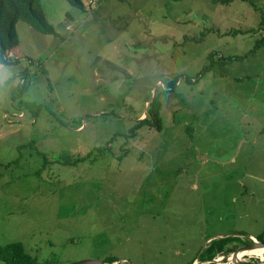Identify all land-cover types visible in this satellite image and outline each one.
<instances>
[{
  "label": "rangeland",
  "instance_id": "374dc122",
  "mask_svg": "<svg viewBox=\"0 0 264 264\" xmlns=\"http://www.w3.org/2000/svg\"><path fill=\"white\" fill-rule=\"evenodd\" d=\"M84 3L39 0L56 33L19 20L0 64V264H194L263 234L264 0ZM155 97L163 128L136 126Z\"/></svg>",
  "mask_w": 264,
  "mask_h": 264
},
{
  "label": "trees",
  "instance_id": "16d2710c",
  "mask_svg": "<svg viewBox=\"0 0 264 264\" xmlns=\"http://www.w3.org/2000/svg\"><path fill=\"white\" fill-rule=\"evenodd\" d=\"M39 0H0V64H10L17 60H11L7 54L11 48H14L18 42L19 37L16 30V23L21 20L27 22L32 28L43 33L55 34L56 29L52 23H50L42 9L37 6ZM69 4L75 5L79 8H85L84 0H67ZM148 112L146 117L141 119L136 126L147 125L149 128H157L161 130L163 128L162 118V101L160 98L155 97L148 104ZM264 234V232H263ZM258 234L255 237L258 240L264 242V235ZM236 236H220L218 238H212L209 240L206 258L202 259L201 264H211V260L217 255L229 254L236 250L240 245L251 242L252 239L248 237L243 242L237 243ZM231 241V246L228 243ZM228 245V246H226ZM15 250L19 249L26 257V254L22 251V247L19 243H13V245L7 246ZM259 253L244 254L241 255H258ZM16 257V254H14ZM195 260V259H193ZM105 262H114L116 259L104 260ZM199 261V260H198ZM7 264H14L13 262L5 261ZM192 263V262H191ZM188 263V264H191ZM18 264H24L19 262ZM35 264V263H34ZM242 264H259L257 259H250ZM264 264V263H262Z\"/></svg>",
  "mask_w": 264,
  "mask_h": 264
},
{
  "label": "water",
  "instance_id": "95a60500",
  "mask_svg": "<svg viewBox=\"0 0 264 264\" xmlns=\"http://www.w3.org/2000/svg\"><path fill=\"white\" fill-rule=\"evenodd\" d=\"M249 237L252 239L251 242L245 243V245H241L236 250L231 252V256L233 258L236 257L238 252H240L241 250H247V249H250V248H252L254 246L264 247V242L263 241H260V240L256 239L254 236H249ZM229 258H230V256L226 257L225 259L229 261ZM218 259H212V261L214 262V261H217ZM220 259H223V257L220 258ZM66 264H116V261L107 263V262L100 261L99 259L87 258V259H81V260H77V261H72V262H69V263H66ZM194 264H201V262L194 261ZM236 264H242V263L240 261H238V262H236Z\"/></svg>",
  "mask_w": 264,
  "mask_h": 264
},
{
  "label": "bare ground",
  "instance_id": "6f19581e",
  "mask_svg": "<svg viewBox=\"0 0 264 264\" xmlns=\"http://www.w3.org/2000/svg\"><path fill=\"white\" fill-rule=\"evenodd\" d=\"M241 253H244V254L259 253V255H257V256L262 257V259H264V247L254 246V247L247 249V250H241L240 252H238L237 256L234 258L230 255L229 264H236V262L242 260L243 257L250 256V255L239 256Z\"/></svg>",
  "mask_w": 264,
  "mask_h": 264
},
{
  "label": "flooded vegetation",
  "instance_id": "af4514ba",
  "mask_svg": "<svg viewBox=\"0 0 264 264\" xmlns=\"http://www.w3.org/2000/svg\"><path fill=\"white\" fill-rule=\"evenodd\" d=\"M261 241V240H260Z\"/></svg>",
  "mask_w": 264,
  "mask_h": 264
}]
</instances>
